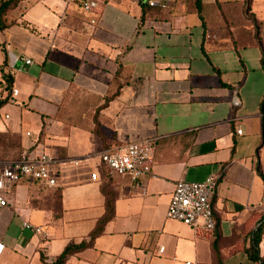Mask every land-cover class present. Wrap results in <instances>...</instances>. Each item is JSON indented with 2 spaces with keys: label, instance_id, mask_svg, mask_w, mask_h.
Masks as SVG:
<instances>
[{
  "label": "crops",
  "instance_id": "0c3cea01",
  "mask_svg": "<svg viewBox=\"0 0 264 264\" xmlns=\"http://www.w3.org/2000/svg\"><path fill=\"white\" fill-rule=\"evenodd\" d=\"M81 1L21 0L3 17L0 160L47 153L59 176L16 182L0 207V264L53 263L70 243L86 246L64 264H256L264 59L245 0H200L199 12L191 0H99L91 12ZM145 140L153 178L105 175L99 153ZM209 176L212 233L165 217L177 181ZM107 198L113 216L91 238Z\"/></svg>",
  "mask_w": 264,
  "mask_h": 264
},
{
  "label": "built area",
  "instance_id": "2783aa9c",
  "mask_svg": "<svg viewBox=\"0 0 264 264\" xmlns=\"http://www.w3.org/2000/svg\"><path fill=\"white\" fill-rule=\"evenodd\" d=\"M172 0H145L149 7L165 9ZM99 5V0H82L84 12H91ZM95 24L94 19L91 20ZM30 64L29 59H25ZM10 96L18 94L17 89L9 90ZM8 88L5 77L0 74V102L8 98ZM241 130H236L241 134ZM26 135H29L28 133ZM153 142L150 140L128 143L103 150L98 154L107 177H124L132 184H139L144 179L153 178ZM58 161L47 153L25 149L17 159L0 160V207L8 204L14 185L21 179L37 181L46 187L58 186ZM75 166L79 161L73 163ZM94 178V177H93ZM217 176H209L201 182H186L179 180L175 183L173 192L166 209L165 217L176 220L191 227L198 233L210 234L215 228L211 211V199L216 192ZM23 227L38 235L42 240L48 238L40 226L23 222ZM164 249L160 247L158 252Z\"/></svg>",
  "mask_w": 264,
  "mask_h": 264
},
{
  "label": "trees",
  "instance_id": "16d2710c",
  "mask_svg": "<svg viewBox=\"0 0 264 264\" xmlns=\"http://www.w3.org/2000/svg\"><path fill=\"white\" fill-rule=\"evenodd\" d=\"M19 1L21 0H0V30H2L6 25L2 22L5 13L13 8ZM199 12L201 8L200 0H191ZM248 4V3H246ZM248 6V5H247ZM258 41V40H257ZM259 43V42H258ZM260 44V43H259ZM262 47V46H261ZM5 77L7 88H9L11 79L8 75H3ZM261 110L263 111V104L261 105ZM256 171L264 183V173L260 169L259 163H257ZM113 216V207L112 201L107 198L105 201V215L98 221L96 229L91 233L90 237L94 238L98 234L101 233L103 225ZM264 239V213L259 218V224L256 227L255 231L251 233L250 238V247L248 249V254L250 260H252L256 264H264V252L260 253V245H262V240ZM86 244L81 243L79 245H74L73 243L68 244L61 254L56 258L53 263H44L43 264H64L67 258L74 252L81 250L84 248Z\"/></svg>",
  "mask_w": 264,
  "mask_h": 264
},
{
  "label": "rangeland",
  "instance_id": "374dc122",
  "mask_svg": "<svg viewBox=\"0 0 264 264\" xmlns=\"http://www.w3.org/2000/svg\"><path fill=\"white\" fill-rule=\"evenodd\" d=\"M248 3V4H246ZM248 5V6H247ZM245 14L250 19L254 28L255 37L262 46L264 59V0H245ZM258 163L264 173V137L259 151ZM260 245V251L264 252V239Z\"/></svg>",
  "mask_w": 264,
  "mask_h": 264
}]
</instances>
